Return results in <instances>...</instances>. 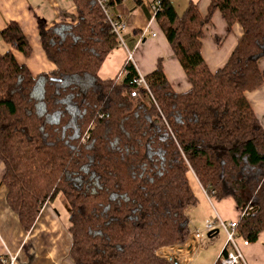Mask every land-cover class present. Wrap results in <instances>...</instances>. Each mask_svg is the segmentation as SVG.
<instances>
[{
	"label": "trees",
	"instance_id": "trees-1",
	"mask_svg": "<svg viewBox=\"0 0 264 264\" xmlns=\"http://www.w3.org/2000/svg\"><path fill=\"white\" fill-rule=\"evenodd\" d=\"M73 1L75 22L38 19L51 72L34 76L12 51L0 53L1 183L23 229L60 196L74 264H172L156 252L187 237L195 180L239 211L251 206L236 230L255 242L264 231V125L246 92L264 84V0H209L205 13L197 2L178 13L159 0L154 16L190 84L181 92L161 60L144 75L146 86L131 62L121 78H101L120 42L98 0ZM121 1L105 0L112 16ZM216 11L242 34L211 71L201 47ZM0 37L30 54L17 22Z\"/></svg>",
	"mask_w": 264,
	"mask_h": 264
},
{
	"label": "crops",
	"instance_id": "crops-1",
	"mask_svg": "<svg viewBox=\"0 0 264 264\" xmlns=\"http://www.w3.org/2000/svg\"><path fill=\"white\" fill-rule=\"evenodd\" d=\"M156 0H122L112 9L113 16L124 23V46L113 49L103 61L98 75L105 78L122 77L121 70L128 50L133 52L137 70L143 75L155 69L158 60L173 88L179 92L190 87L185 74L153 14ZM178 13H182L190 1L197 2L198 9L205 13L209 0H168ZM77 10L73 0H0V31L10 21L19 24L31 48L24 55L0 37V53L12 51L16 61L24 65L32 75L51 72L54 64L46 57L41 45L38 19L47 26L59 21L75 22ZM202 55L211 71L220 68L230 56L242 34L241 26L235 23L228 30L226 22L216 11L211 22L203 28ZM264 69V59L260 61ZM246 97L264 125V84L246 92ZM4 165L0 161V256H13L15 264H74L69 255L71 235L68 230L69 209L62 197L56 196L46 202L33 225L23 229L17 214L6 201V187L1 183ZM197 197L189 205L187 215L191 228L201 229L206 221L216 215L226 220L235 219L239 210L232 198L217 199L208 196L196 183L193 190ZM198 193V194H197ZM222 239V240H221ZM225 243L217 238L211 248L197 253L188 264H215ZM247 264H264V231L255 242L242 247Z\"/></svg>",
	"mask_w": 264,
	"mask_h": 264
},
{
	"label": "built area",
	"instance_id": "built-area-1",
	"mask_svg": "<svg viewBox=\"0 0 264 264\" xmlns=\"http://www.w3.org/2000/svg\"><path fill=\"white\" fill-rule=\"evenodd\" d=\"M98 3L110 23L112 31L116 34L120 42L119 45L124 46V23L112 16L105 6V0H98ZM158 3L159 0H156L152 6L154 15ZM125 62H131L136 67L132 51L128 50ZM137 73L138 75L135 81L139 85L146 86L144 75L138 70ZM250 209L251 206L247 205L243 210L239 211L238 216L232 220H226L216 215L213 219L206 221L201 229L189 227V233L181 243L162 247L156 253L159 257L164 258L172 264H188L197 253L205 250L209 244L215 242L219 231H223L225 235V244L218 255V262L220 264H247L242 247L248 246L250 242L238 233L236 227L239 218L245 216ZM2 262L4 264H15V259L13 256H8L3 258Z\"/></svg>",
	"mask_w": 264,
	"mask_h": 264
},
{
	"label": "rangeland",
	"instance_id": "rangeland-1",
	"mask_svg": "<svg viewBox=\"0 0 264 264\" xmlns=\"http://www.w3.org/2000/svg\"><path fill=\"white\" fill-rule=\"evenodd\" d=\"M191 183H192V187H193V189H194V187H195V185H196V181L195 180H191ZM194 191H196V189L194 190ZM198 194V193H197ZM217 238L219 239V238H224L225 239V235H224V232L223 231H219V234H218V236H217ZM216 238V239H217ZM222 240V239H221ZM213 243L214 242H212L211 244H209V246L206 248V249H209V248H211V246H213ZM225 244V243H224ZM205 249V250H206ZM204 250V251H205Z\"/></svg>",
	"mask_w": 264,
	"mask_h": 264
}]
</instances>
